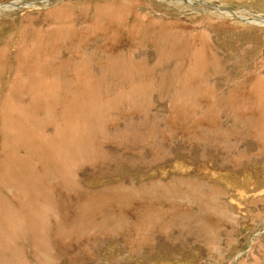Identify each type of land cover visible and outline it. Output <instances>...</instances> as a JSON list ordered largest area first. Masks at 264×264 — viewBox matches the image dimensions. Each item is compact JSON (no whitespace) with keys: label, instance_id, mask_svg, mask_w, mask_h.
<instances>
[{"label":"rangeland","instance_id":"1","mask_svg":"<svg viewBox=\"0 0 264 264\" xmlns=\"http://www.w3.org/2000/svg\"><path fill=\"white\" fill-rule=\"evenodd\" d=\"M9 2L0 264H264V0Z\"/></svg>","mask_w":264,"mask_h":264},{"label":"water","instance_id":"2","mask_svg":"<svg viewBox=\"0 0 264 264\" xmlns=\"http://www.w3.org/2000/svg\"><path fill=\"white\" fill-rule=\"evenodd\" d=\"M38 1H35V2H23V5L25 7H28L29 5H33L34 3H37ZM195 4H199L197 1H195ZM21 5L20 4H16V3H13V2H9L7 4H2L0 5V9H5V8H17V7H20ZM233 14V13H232ZM247 20V19H246ZM252 20V19H251ZM250 19L248 21H251Z\"/></svg>","mask_w":264,"mask_h":264},{"label":"bare ground","instance_id":"3","mask_svg":"<svg viewBox=\"0 0 264 264\" xmlns=\"http://www.w3.org/2000/svg\"><path fill=\"white\" fill-rule=\"evenodd\" d=\"M247 19V18H246ZM251 20V19H250ZM251 22L252 23H255V24H257V25H263L264 24V19H260V18H258V19H252L251 20Z\"/></svg>","mask_w":264,"mask_h":264}]
</instances>
